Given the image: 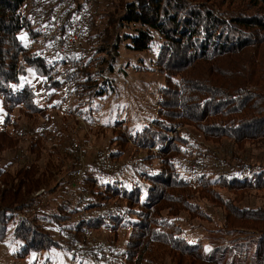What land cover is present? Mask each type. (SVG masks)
Returning <instances> with one entry per match:
<instances>
[{
    "label": "trees",
    "instance_id": "trees-1",
    "mask_svg": "<svg viewBox=\"0 0 264 264\" xmlns=\"http://www.w3.org/2000/svg\"><path fill=\"white\" fill-rule=\"evenodd\" d=\"M88 1L74 0V3L77 11L87 7L88 16L94 21L93 31L84 34L91 56L89 54L87 58H82L73 55L65 62L48 40L46 43L51 47L53 57L42 52H35L30 58L24 56L30 48L24 45L19 33L26 31L31 39L44 36L36 26L28 0H0V95L13 105H23L29 120L37 114V117H44L47 123H51V116L47 114L48 107L36 102L33 86L20 75H24L21 73L20 57L29 64L33 63L36 72L44 78V87L50 92L47 100L57 95L56 91L63 84L59 77L60 70L62 66L68 68L69 65L75 88V104L65 115L75 119L76 115H81L91 122L93 100L109 84V77H99L93 70V57L102 65L101 69L109 70V73L114 59H109L106 53L109 52L108 45L118 24L138 22L156 29L164 37L163 45L169 50L172 62L185 63L180 69H189L191 73L194 69L201 70L204 65H208L201 71L205 73L200 77L183 78L180 88L175 86L166 95L163 93L162 103L171 110L166 117L185 119L192 123L199 129L201 141L221 142L224 138L229 139L234 143L232 157L235 160L231 162V158L226 159L232 173L222 174L218 184L212 182L213 176L202 173L198 178L199 184L193 185L180 178V172L175 171L176 163L173 161L176 157L187 156V151L181 148V144L179 146L177 139L170 144L172 138L167 130L160 128V124L156 128L144 126L135 134L126 132V136L116 135L115 142L120 145H124L127 139H133L138 152L145 151V154L140 152V160L147 164L146 167H136L138 177L132 179L129 189L114 175L112 179L120 186L113 180L107 182L109 186H105L113 187V191H116L115 187L121 188L127 196L126 200H139L148 206L149 214H140L146 222H136L138 232L132 233L129 242L134 243L135 235L137 241L140 240L136 241L138 244L133 247V252L139 258L144 255L143 252H148V262L151 263L150 255L155 253L154 246H168L174 264H239L236 262L237 257L246 255L252 242H255L250 264H264V208L240 207L235 204L245 198L247 191L264 190V0H108L107 5L101 7V16L97 15V11L101 10L94 8L99 1L93 0L91 4ZM26 2L29 9L24 13L22 9L26 8ZM37 2L40 11L46 16H51L58 4L57 0L50 4L47 0ZM98 16L105 20L106 26L97 27ZM173 55H179V59L171 58ZM52 89L55 91L51 92ZM75 119L70 121L66 118L62 120L61 128L50 125L46 131H32L27 136L21 132L16 133L17 128L8 130L3 126L0 129V154L5 150L18 158L16 154L23 151L25 143V149L34 155L32 160L23 161L13 170L0 166V242L6 235L10 218L15 217L14 214L10 217L8 215L14 211H25L29 214L28 223L21 222L19 226L24 224L26 229L32 228L38 232L40 241H58L72 255H80L82 235L77 228L79 224H75L71 216L73 205L66 196L75 188L68 178L76 175L81 164L76 154L78 149L72 153L62 151L64 136L70 137L71 144L78 139ZM82 139H89L87 133ZM156 147L158 151L154 150ZM119 149V152L122 151ZM243 153H247L244 158ZM50 154L59 155L60 158L57 157L55 161ZM110 157L117 158L114 152ZM41 158L46 159L45 164L38 163ZM155 159L159 160L160 170L154 169ZM167 172L173 175L171 179L167 174L163 176ZM59 175L68 176L59 182L64 184L56 181ZM158 175L161 177L157 178ZM166 177L171 181L165 182ZM88 179H91L90 175ZM143 179L146 185L142 184ZM218 185L228 187L236 198L225 197L216 189ZM40 190L43 191L35 196ZM193 191L200 192L217 208L224 207V211L220 210L223 221L221 230L232 233L233 230L241 229L253 234L245 237V242H234L231 246L224 240L214 243L208 251L187 242L180 236L177 226L169 228L170 223L160 215L159 208L161 210L164 202L170 201L175 202L176 207L181 205L193 218L206 216L201 204L193 201ZM144 195L145 200H142ZM57 197H62L65 202L59 203L61 210L58 213H52L50 204L56 203ZM42 211L46 214L43 220L40 219ZM178 211L170 205L169 212L172 215L169 216H179ZM122 212L117 215L112 210L111 219L117 218ZM102 219L97 215L85 223L98 228L100 222H106ZM108 222L109 227L118 230L120 222Z\"/></svg>",
    "mask_w": 264,
    "mask_h": 264
},
{
    "label": "rangeland",
    "instance_id": "rangeland-1",
    "mask_svg": "<svg viewBox=\"0 0 264 264\" xmlns=\"http://www.w3.org/2000/svg\"><path fill=\"white\" fill-rule=\"evenodd\" d=\"M47 1L50 4L53 0ZM98 1V6L95 5L97 8L95 6L94 8L95 10H101L97 11V15L101 16L102 8L107 5L108 0ZM28 5L30 6V4ZM28 5L26 2V8L22 9V12H27ZM99 16L97 27L102 28L106 26L105 20ZM120 24H118L117 30L108 45L109 52L106 53L109 55V59H114L110 72L101 69L103 68L102 65L92 56L94 61L93 70L98 76L109 77L107 81L109 84L106 90L93 100L91 122H88L81 115H76V119L65 115L75 104L73 91L75 88L72 84V78L68 82L63 77V72L66 69L69 70V65L68 68L62 66L60 70L59 77L63 84L56 91L57 95L53 99L47 100L50 92L44 87V78L36 72L33 63L29 64L23 60L22 56L20 57L21 73L24 74L20 75L25 82L27 81L33 86L36 102L48 107L47 114L48 117L51 116V119L49 118L51 123L48 122L49 124L44 117H37V114H34V117L29 120L23 105H13L7 98L0 95V129L3 126H6L8 130L17 128L16 133L21 132L24 133V136H27L32 131H46L50 125L61 128L62 120L66 118L70 121L75 119L77 122L75 128L77 129L78 139L76 138V142L71 144L70 137L64 136L62 151L72 153L78 149L76 154L81 167L76 171L79 172V175L76 177L74 174L72 178L59 175L56 181L59 183L68 178L72 181L71 183H74L75 188L69 191L66 199L70 200L73 205L71 216H73L74 223L79 224L77 228L80 233H78L82 235L79 245L80 255H72L58 241H40L38 232L32 230V228L30 230L26 229L23 226L24 224L19 226L21 222L26 224L25 221H27L28 223L29 214L25 211H14L8 215L10 217L14 214L15 217L10 218L6 235L0 242V264H174L172 257L169 255L170 248L168 246L166 248L154 246L155 253L153 252L150 255L153 258H151V263L148 262V252H143L144 255H140L143 259L139 258L138 254L135 256L133 247L140 240L137 241L138 238L135 235L134 243L129 242L132 239V233L134 231L138 232L136 222H146V219L140 217V214H149L148 206L139 200H126L125 197L127 196L121 188L115 187L116 191H113V187H105L109 184L107 182L116 181L112 179V175H114L117 180L121 179L119 182L125 188L129 189L132 186V179L138 177L136 167L147 166L144 161L140 160V156H142V153L145 154V151L140 150L138 152V146L133 142V139V141L127 139L124 145L115 142V138L119 134L125 136L126 132L135 134L144 126L151 125L152 128H156L155 126L160 124V128L167 130V134L172 138L169 141L170 144L177 139L179 146L181 144V148L187 151V156L173 159L176 163L175 171L180 172L178 174L180 178H184L193 185H198V178L203 173L213 176L212 182L218 184L221 181L222 174L230 173L231 175V168L225 161L227 158H231V162H234L235 159L232 157L234 143L227 138L222 139L221 142L201 141L200 131L192 123L187 122L185 119L175 120L166 117L169 116L167 114L171 110L162 103L163 93L166 95V92H169L170 88L175 86L180 88L183 78L188 76H193L192 78L200 77L205 73L201 71L208 65H204L201 70L194 69L195 71L191 73H189V69L188 71L185 70L186 68L180 69L185 63L172 62L173 60L169 58V50L163 45L164 37L159 31L138 22ZM19 37L24 45L30 48L24 55L27 58H30L31 54L35 52H42L44 55L53 57V51L46 43L47 39L45 37L39 35L31 39L26 31H21ZM171 58L179 59V55H173ZM50 91L54 92L55 89ZM232 93H236V91ZM159 130L161 131V129ZM94 131H97V133H94ZM85 133L89 137L87 141L82 139ZM25 147L24 143L22 146L23 151L18 155L16 154L18 158H14L15 156L11 155L10 152L1 151V168L13 170L23 161L32 160L34 155L32 156ZM119 148L122 151L119 152ZM247 148L250 149V147ZM154 150L158 151V148L156 147ZM113 152L117 157L116 159L110 157ZM140 152L142 153L140 154ZM136 153L138 154L137 157L135 156ZM247 153H243V158L247 156ZM50 155L57 161L56 158L59 155ZM170 156L172 157V155ZM45 160L41 158L38 163L45 164ZM154 161V169L160 170L159 160L155 159ZM166 174L171 179L172 174L167 172L163 173V176ZM89 175L91 179L87 180ZM84 176L86 181H84ZM160 177V175L157 176V178ZM243 177L245 176L243 175ZM165 179V182L171 181L168 177ZM142 184L146 185L145 179H143ZM151 184L154 183L151 181ZM67 186L71 185L68 184ZM216 189L227 198L235 197V194L228 187L218 185ZM187 190L189 191V188ZM42 191L40 190L34 195L37 196ZM193 193V201L201 204L206 216L193 218L181 205H178L180 208L176 207L175 202L170 201L164 202L161 210L159 208L160 215H163V218L170 223L169 228L177 226L176 228L181 233H179L180 236L184 237L187 242L199 245L204 251H208L214 243L224 240L231 246L234 242H245V237L248 238L249 235L253 234L248 230L241 229L233 230L232 233L221 230L223 221H221L220 210L224 211V207L217 208L198 191H193ZM143 198L142 200H145V195ZM62 202H65V199L62 200V197H57L56 203L52 202L50 204L51 212L58 213L61 210L58 207L59 203ZM235 204L240 207L262 206L264 208V190L247 191L245 198L235 202ZM170 205L179 210V216H169L172 215L169 212ZM112 210H115L117 215L123 210L124 212L120 214L122 216L119 215L117 218L111 219ZM45 215L42 211L40 219L43 220ZM97 215L104 218L103 221H106L100 222L98 224L100 227L95 228L89 226L91 224L85 223V221H91ZM108 220L116 224L120 222L117 231L108 226L110 224L107 223ZM33 227L36 230V227ZM255 245L256 243L252 242L248 253L242 255L241 258L237 257L236 262L250 264L253 260Z\"/></svg>",
    "mask_w": 264,
    "mask_h": 264
},
{
    "label": "built area",
    "instance_id": "built-area-1",
    "mask_svg": "<svg viewBox=\"0 0 264 264\" xmlns=\"http://www.w3.org/2000/svg\"><path fill=\"white\" fill-rule=\"evenodd\" d=\"M36 26L43 36L54 46L61 60L68 62L70 57L78 55L87 58L90 54L84 34L92 32L94 21L89 18L87 7L77 11L74 0H57L58 4L51 16L42 14L37 0H28ZM93 0H89L91 4ZM63 77L71 81L69 70ZM79 172L76 173L78 177Z\"/></svg>",
    "mask_w": 264,
    "mask_h": 264
}]
</instances>
